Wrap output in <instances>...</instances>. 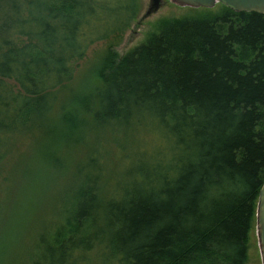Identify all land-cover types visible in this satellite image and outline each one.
<instances>
[{
	"label": "trees",
	"instance_id": "trees-1",
	"mask_svg": "<svg viewBox=\"0 0 264 264\" xmlns=\"http://www.w3.org/2000/svg\"><path fill=\"white\" fill-rule=\"evenodd\" d=\"M141 10L0 0V264L247 263L264 184V14L163 19L120 57ZM136 130L153 149L122 143L117 168L103 146Z\"/></svg>",
	"mask_w": 264,
	"mask_h": 264
},
{
	"label": "rangeland",
	"instance_id": "rangeland-1",
	"mask_svg": "<svg viewBox=\"0 0 264 264\" xmlns=\"http://www.w3.org/2000/svg\"><path fill=\"white\" fill-rule=\"evenodd\" d=\"M148 2L149 0H142V10H141L140 16L138 17L137 21L134 22L131 25L130 29L126 32L120 46L116 48V52L118 56L120 57L124 56L129 51L133 50L135 47L145 43L147 39L149 38L150 34H156L158 32L156 29V25L160 20L170 19V18H181L185 16H197L198 14L205 13L204 11H209V13L216 12L220 8V4H216L211 9H192L189 7H183L173 2L172 0H163L164 2L163 6L161 7L159 11L141 22L140 17L145 12ZM103 49H104V44L99 43V44L92 46L88 50L85 59L79 63V69L77 73L78 77L75 80L74 84L79 85L82 83V78L84 77V74L88 71L89 64L95 61L96 57L103 51ZM124 135L127 136V134H124ZM126 136H123V135L116 136L113 139L112 137L108 136L109 137L108 143L107 145L103 146L104 152L108 154L111 158H113L115 160L114 161L115 163H117L116 165L117 168L120 166L122 167L123 165V163L121 164V160L123 156L122 154H120L122 152L119 149V147H123V145H121L122 143H124L127 146L126 148H128L129 152L132 154L134 152L137 153L139 147H142L144 150H150L152 147L151 141L153 138L149 137V135H145L144 131L136 130L135 132H132L131 134H129V137L128 136L126 137ZM24 138L23 139L19 138L20 140L17 142V146L19 147L21 146L19 144H22V142L24 141ZM152 149L150 151H152ZM126 156H128V154H126ZM33 160L35 159L29 157L28 161H33ZM101 163H104V162H101ZM3 177H4V174L0 173V190H2L0 195H2V193L5 194V190L3 189L5 186L3 185L1 181V178ZM22 192L24 193V191ZM15 194L16 193L14 192V189H13V192L12 193L10 192V195H9L10 202L12 200L13 203L16 205V207L17 206L19 207L20 209L19 211H21L23 214L30 212L31 213L30 216L33 219L37 213L36 207H33L32 211H29V209L25 207L27 203L20 200L17 197H14ZM19 196L21 197V199L24 197L23 195H19ZM4 198H5V195L0 196V209L3 208L2 205H4ZM30 200H29V205H30ZM93 263H95V261ZM246 264H262L260 251L258 247L257 236H256L255 222H254L253 229L249 234Z\"/></svg>",
	"mask_w": 264,
	"mask_h": 264
},
{
	"label": "water",
	"instance_id": "water-1",
	"mask_svg": "<svg viewBox=\"0 0 264 264\" xmlns=\"http://www.w3.org/2000/svg\"><path fill=\"white\" fill-rule=\"evenodd\" d=\"M173 2L192 9H211L220 4L233 12H256L264 14V0H172ZM163 0H149L147 8L140 21L157 13L163 6ZM255 230L260 251L261 261L264 264V184L262 185L256 204Z\"/></svg>",
	"mask_w": 264,
	"mask_h": 264
}]
</instances>
